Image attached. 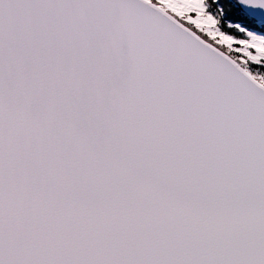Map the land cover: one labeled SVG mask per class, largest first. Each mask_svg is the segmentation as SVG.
Here are the masks:
<instances>
[{"label": "snow or ice", "instance_id": "1", "mask_svg": "<svg viewBox=\"0 0 264 264\" xmlns=\"http://www.w3.org/2000/svg\"><path fill=\"white\" fill-rule=\"evenodd\" d=\"M0 264H264V0H0Z\"/></svg>", "mask_w": 264, "mask_h": 264}]
</instances>
